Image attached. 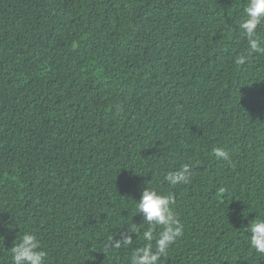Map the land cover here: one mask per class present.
<instances>
[{"label": "trees", "instance_id": "trees-1", "mask_svg": "<svg viewBox=\"0 0 264 264\" xmlns=\"http://www.w3.org/2000/svg\"><path fill=\"white\" fill-rule=\"evenodd\" d=\"M246 4L0 0V264L26 231L46 264H130L147 184L183 225L161 264H264L242 230L264 218V53L241 38ZM185 163L191 180L169 185ZM133 223L132 244L110 247Z\"/></svg>", "mask_w": 264, "mask_h": 264}, {"label": "clouds", "instance_id": "clouds-1", "mask_svg": "<svg viewBox=\"0 0 264 264\" xmlns=\"http://www.w3.org/2000/svg\"><path fill=\"white\" fill-rule=\"evenodd\" d=\"M262 25H264V0H247L243 17L238 20L237 26L241 38L247 41L250 50L248 55L264 53V45L258 35V29ZM246 59L247 56L241 54L237 57V63L243 64ZM213 153L217 160L223 159L229 162L231 160L229 152L223 147L214 148ZM192 171V166L185 163L178 170L169 171L165 180L171 186L187 184L192 178ZM135 201L136 215L143 214L142 223L147 225L142 233V239L147 243L133 250L130 264H161V257L167 255L169 248L183 234V225L173 208L176 201L170 193L162 194L148 184L142 190L141 198ZM157 228L160 229L158 234ZM242 230L246 234L250 231L251 234H247L250 247L257 254L264 256V218L253 219ZM133 234H140V228L136 223L130 225L126 231H121L119 238H110L109 246L120 248L122 245H131ZM17 238L19 242H14L13 247L10 248L13 264H46L48 254L41 249L40 241L34 233L26 231Z\"/></svg>", "mask_w": 264, "mask_h": 264}]
</instances>
